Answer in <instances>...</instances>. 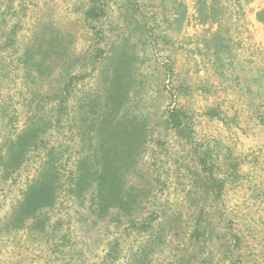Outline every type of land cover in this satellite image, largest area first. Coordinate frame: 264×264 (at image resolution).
<instances>
[{
	"label": "rangeland",
	"instance_id": "374dc122",
	"mask_svg": "<svg viewBox=\"0 0 264 264\" xmlns=\"http://www.w3.org/2000/svg\"><path fill=\"white\" fill-rule=\"evenodd\" d=\"M203 4L216 8L218 23H201ZM95 7L104 15L87 19ZM54 30L73 42L75 80L67 88V78L42 81L21 62L41 32ZM115 50L134 66L128 112L148 120L135 180L148 193L132 218L99 217L94 189L79 194L71 179L90 149L80 118L101 97V71ZM258 107L264 0H0V156L26 127L45 132V146L20 170L5 179L0 167V264H264ZM174 108L188 113L185 137L167 123ZM210 109L224 121L210 118ZM207 144L218 145L222 161L231 154L240 162L239 177L221 166L222 193L197 164L195 152ZM52 151L60 176L55 205L42 212L43 230L32 223L17 230L12 213Z\"/></svg>",
	"mask_w": 264,
	"mask_h": 264
},
{
	"label": "trees",
	"instance_id": "16d2710c",
	"mask_svg": "<svg viewBox=\"0 0 264 264\" xmlns=\"http://www.w3.org/2000/svg\"><path fill=\"white\" fill-rule=\"evenodd\" d=\"M202 24L218 23L217 11L213 6L201 5L199 9ZM104 15L101 8H92L86 13L87 19L97 20ZM215 33L213 40L219 38ZM59 30L41 32L24 50L21 62L28 73H34L42 81L53 75L67 78L70 86L75 78L72 70L76 63L71 48L73 42ZM115 47L113 48V50ZM219 56L221 50L214 52ZM103 93L87 103L80 121L87 126L89 153L79 156L75 170L71 174L77 193L83 194L94 189V205L99 217L117 211L126 218H132L139 212L146 190L135 181L139 163L148 143V120L129 114L128 104L134 86V66L127 52L115 50L107 58V64L101 71ZM59 99L61 95L58 96ZM260 123L264 126V109L256 110ZM207 114L212 119L224 121L219 111L210 109ZM188 113L184 109L174 108L168 112L167 123L185 137L190 128L186 123ZM44 130L37 126L26 127L13 142L8 145L6 154L0 156V167L3 177L8 179L20 170L31 151L45 146ZM82 140L84 138V133ZM218 145L207 144L204 149L197 150L196 159L203 172H209L206 178L213 192L222 193L224 180L218 176L221 166H227V175L239 177L240 162L231 154L221 160ZM56 153L51 152L44 170L39 178L32 181L22 200L14 209L11 217L15 229L28 227L43 230L45 226L42 212L53 208L59 188V172L56 167ZM133 178V181H132Z\"/></svg>",
	"mask_w": 264,
	"mask_h": 264
}]
</instances>
